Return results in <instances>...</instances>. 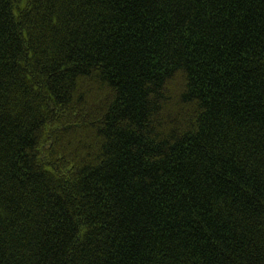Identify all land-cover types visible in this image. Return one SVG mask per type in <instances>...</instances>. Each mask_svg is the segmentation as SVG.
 Returning <instances> with one entry per match:
<instances>
[{"label":"trees","instance_id":"1","mask_svg":"<svg viewBox=\"0 0 264 264\" xmlns=\"http://www.w3.org/2000/svg\"><path fill=\"white\" fill-rule=\"evenodd\" d=\"M0 264H264V0H0Z\"/></svg>","mask_w":264,"mask_h":264}]
</instances>
